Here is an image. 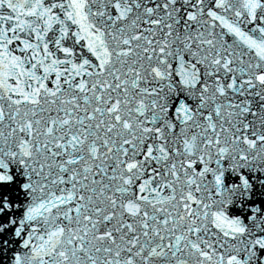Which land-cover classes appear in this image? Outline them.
Returning <instances> with one entry per match:
<instances>
[{"label": "snow or ice", "instance_id": "1", "mask_svg": "<svg viewBox=\"0 0 264 264\" xmlns=\"http://www.w3.org/2000/svg\"><path fill=\"white\" fill-rule=\"evenodd\" d=\"M0 264H264V0H0Z\"/></svg>", "mask_w": 264, "mask_h": 264}]
</instances>
